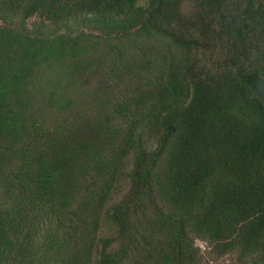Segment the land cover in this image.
<instances>
[{
    "label": "trees",
    "instance_id": "obj_1",
    "mask_svg": "<svg viewBox=\"0 0 264 264\" xmlns=\"http://www.w3.org/2000/svg\"><path fill=\"white\" fill-rule=\"evenodd\" d=\"M223 255L264 264V0H0V264Z\"/></svg>",
    "mask_w": 264,
    "mask_h": 264
},
{
    "label": "rangeland",
    "instance_id": "obj_2",
    "mask_svg": "<svg viewBox=\"0 0 264 264\" xmlns=\"http://www.w3.org/2000/svg\"><path fill=\"white\" fill-rule=\"evenodd\" d=\"M197 244L202 248L203 246L202 242L197 241ZM209 264H241V263L236 261V259L230 255H223L214 258L209 257Z\"/></svg>",
    "mask_w": 264,
    "mask_h": 264
}]
</instances>
